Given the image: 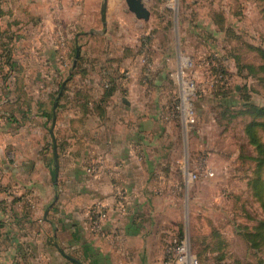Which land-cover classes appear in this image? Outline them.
Segmentation results:
<instances>
[{
    "label": "crops",
    "instance_id": "obj_1",
    "mask_svg": "<svg viewBox=\"0 0 264 264\" xmlns=\"http://www.w3.org/2000/svg\"><path fill=\"white\" fill-rule=\"evenodd\" d=\"M96 9V0H0V264H168L175 236L155 217L175 202L160 199L153 176L175 158L172 124L145 87L95 72L94 61L106 63L88 46ZM96 204L106 212L99 233Z\"/></svg>",
    "mask_w": 264,
    "mask_h": 264
},
{
    "label": "rangeland",
    "instance_id": "obj_2",
    "mask_svg": "<svg viewBox=\"0 0 264 264\" xmlns=\"http://www.w3.org/2000/svg\"><path fill=\"white\" fill-rule=\"evenodd\" d=\"M142 1L148 21L114 0L102 29L105 3L96 0L98 32L88 46L115 60L94 61L95 72L145 87L172 124L175 158L153 179L175 207L155 218L187 241L198 264H264V165L256 161L264 155L247 133L259 123L264 145V0ZM187 116L195 120L190 132Z\"/></svg>",
    "mask_w": 264,
    "mask_h": 264
},
{
    "label": "built area",
    "instance_id": "obj_3",
    "mask_svg": "<svg viewBox=\"0 0 264 264\" xmlns=\"http://www.w3.org/2000/svg\"><path fill=\"white\" fill-rule=\"evenodd\" d=\"M130 78V75H126ZM108 88L109 85H106ZM184 128L186 132H190L195 125V120L191 116H187L184 120ZM91 173H95V169L90 170ZM91 229L94 233L101 232L102 223L106 219V212L101 204H96L91 212ZM166 263L168 264H198L197 259L194 256L189 255L187 241L174 239L166 248Z\"/></svg>",
    "mask_w": 264,
    "mask_h": 264
},
{
    "label": "water",
    "instance_id": "obj_4",
    "mask_svg": "<svg viewBox=\"0 0 264 264\" xmlns=\"http://www.w3.org/2000/svg\"><path fill=\"white\" fill-rule=\"evenodd\" d=\"M125 1L127 4V7H128V11L130 13L134 14L138 20L148 21L150 19L151 13H150L149 9L145 6V4L143 3L142 0H125ZM106 3H107V0H105V4L103 5V8H102V22H103L104 27H106V25H107V22H106ZM79 53H80L79 50H77L76 58L74 60V66L77 65ZM61 95L62 94L60 93V95L57 97V102L54 104V111L57 108V103L60 100ZM55 125H56V113H54V117H53V121H52V128L50 130V133H51L52 138H53L55 162L58 163L57 141H56L55 135H54ZM56 173H58V166H56ZM68 259L71 260L72 262H74L75 264H81L79 261L72 259L71 257H68Z\"/></svg>",
    "mask_w": 264,
    "mask_h": 264
},
{
    "label": "trees",
    "instance_id": "obj_5",
    "mask_svg": "<svg viewBox=\"0 0 264 264\" xmlns=\"http://www.w3.org/2000/svg\"><path fill=\"white\" fill-rule=\"evenodd\" d=\"M74 76H75V71H73L71 73V76H70V78L67 81H72L73 78H74ZM113 83H114V81H113ZM113 89H114V84H112V82H111V84L109 85V87L105 91L103 100H105L106 98H108V97H110L112 95ZM67 90H68V87L67 86H65L63 88L62 85H61L60 88H59V90L55 94L53 100L54 101L56 100L57 96L61 93V91H62V95H61V99H62V97L64 96V94L67 92ZM257 125H260V124L259 123H252L249 126L247 133H248V136L250 138L251 144L253 146H255L257 148V150L262 155H264V145L259 141V139L257 138L256 133H255V128H256ZM262 125L264 126V124H262ZM256 161L260 164V166L264 165V158L263 159L258 158Z\"/></svg>",
    "mask_w": 264,
    "mask_h": 264
}]
</instances>
